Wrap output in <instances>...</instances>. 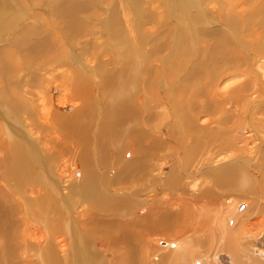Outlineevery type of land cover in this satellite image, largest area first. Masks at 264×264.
Here are the masks:
<instances>
[{"label":"bare ground","instance_id":"1","mask_svg":"<svg viewBox=\"0 0 264 264\" xmlns=\"http://www.w3.org/2000/svg\"><path fill=\"white\" fill-rule=\"evenodd\" d=\"M12 1L0 264H264V0Z\"/></svg>","mask_w":264,"mask_h":264},{"label":"rangeland","instance_id":"2","mask_svg":"<svg viewBox=\"0 0 264 264\" xmlns=\"http://www.w3.org/2000/svg\"><path fill=\"white\" fill-rule=\"evenodd\" d=\"M24 1V2H23ZM29 1H31V2H29ZM33 1V2H32ZM79 1H83V2H86V0H79ZM203 1V0H202ZM14 1H12L10 4L11 5H14V4H18L17 6H23V4H22V2L23 3H26V0H15V2L13 3ZM27 2L29 3H26L27 5H31L32 7H33V11L35 12V13H38V14H40V13H42L43 11H45L47 8H46V6L48 5V6H51V4H52V6H61L62 4H65L66 2H72V0L70 1V0H39V1H37V0H27ZM45 2V3H44ZM100 2H102L101 4H100ZM40 3V4H39ZM48 3V4H47ZM94 4H96L98 7H96L95 8V10L96 9H98V11L96 10V11H92V12H90L91 13V15H90V13L88 14L89 15V18H91V20H94V19H97L98 17H96L95 18V16L93 15V14H95V15H99V13H102L103 15H104V13L106 12V10L104 11V10H102V8H103V6L105 7V2L103 1V0H101V1H95V3ZM98 4H100V5H98ZM104 4V5H103ZM135 5V4H134ZM134 5H133V7H134ZM135 7H136V10H137V12H138V17H140V15L141 14H147L146 15V17H144V24L146 25V27L148 28V27H154V29H155V31L154 32H156V30L158 29H160V32H161V28H163V27H165V26H163V24H160V25H158V23H155L154 25H156L157 24V26H154L152 23H154L155 21H153L152 22V20H150V19H147V16L149 15V12H150V9L149 8H147L146 9V6L144 5V2H138L137 3V5H135ZM139 7V8H138ZM44 8V9H43ZM149 9V10H148ZM40 10V11H39ZM100 11V12H99ZM108 12V11H107ZM214 13V15L212 14V15H210L209 16V18H210V20L214 23H212L211 24V26L213 27V30L214 29H218V30H220V29H222V30H225L224 28H220L219 27V19H218V17L215 15L216 14V12L215 11H213ZM213 16V17H212ZM3 17H4V19L2 20V22L4 21V24L3 23H1V25H8V24H12V21L10 22V19H9V17H7V14L6 15H3ZM217 17V18H216ZM9 19V20H8ZM83 20H84V18H83ZM151 21L150 23L151 24H149V21ZM145 22H147V23H145ZM169 23H171V21H169V22H167V24H169ZM218 23V24H217ZM167 24H165V25H167ZM35 26H40L38 23H36V25ZM159 26V27H158ZM210 26V25H209ZM208 27V28H200V30H202V31H204V32H208V31H211L212 30V27ZM218 26V27H217ZM3 27V26H2ZM21 27V26H20ZM94 27V25H92V24H89V28H88V30L89 31H91V30H94V29H92ZM216 27V28H215ZM174 28H175V26H174ZM153 29V30H154ZM163 29H165V28H163ZM148 33H150V34H147L146 35V33H145V38H147L148 36H150L151 35V33L152 32H148ZM157 34V33H156ZM156 34L154 35V37H156ZM158 35V34H157ZM11 36V35H10ZM153 36H151L149 39H147V41L149 42H147L148 44H149V51L150 50H153V42H152V40H153V38H154ZM163 38H164V36H163ZM5 39V38H4ZM115 39L116 38H112V40L115 42ZM11 40L13 41L14 39L13 38H11ZM10 41V40H9ZM9 41H8V43H9ZM11 42V41H10ZM7 43V42H6ZM6 43H4L3 45H0V49L2 50V51H4V50H12V47L11 46H9L8 45V43L6 44ZM116 43V42H115ZM163 43V42H162ZM18 44V43H17ZM19 45V44H18ZM150 45H152L151 47H150ZM205 45V47H202L203 49H205L206 47H207V45L206 44H204ZM73 48H74V46H73ZM201 47H199L198 49H200ZM15 49V48H14ZM75 50V52H78V53H80V51H77V49L75 48L74 49ZM193 50L195 51H198L197 50V48L195 49V48H193ZM201 50V49H200ZM13 51V50H12ZM170 51H171V49H170ZM123 51H120L119 52V54H117L118 55V57H119V61H118V65H117V67H120L121 65H122V63L124 62V59L122 58V53ZM124 52H125V50H124ZM172 52V51H171ZM2 54H3V52H0V59H1V57H2ZM21 55V54H19V53H16L15 52V55ZM121 54V55H120ZM20 57V56H19ZM18 57V58H19ZM22 57V56H21ZM198 57V56H197ZM197 57H195V59H193V62H195L196 63V60H197ZM199 60V59H198ZM121 61V62H120ZM186 71L187 70H185V73H186ZM184 73V74H185ZM0 90H2L1 89V87H0ZM1 92V91H0ZM109 94V93H108ZM112 93H110V95H111ZM3 97V96H2ZM4 98V97H3ZM105 101H107L108 102V106H110V108L111 107H113V108H117L118 107V104H117V106H115L116 104H114V101L113 100H111V99H106ZM110 101V102H109ZM113 103V104H112ZM5 107V106H4ZM4 107H2L3 109H5ZM6 111V110H5ZM108 114V115H107ZM111 114V115H110ZM104 115L105 116H103V121L107 124V123H109V121H110V119L111 118H113L114 117V114H113V112H111L110 110H108L107 112H105L104 113ZM113 116V117H112ZM107 117V118H106ZM105 118V119H104ZM107 120V121H106ZM121 142V144H122V141H120ZM120 144V145H121ZM188 144V143H187ZM126 196V195H125ZM128 211L129 212H127V213H130V212H132L133 211V209H132V207L130 206L129 208H128ZM124 219H129V218H124ZM129 223H133V222H131V221H129ZM166 232H164L163 234H165ZM169 235V234H168ZM167 236V235H166ZM111 251H113L114 252V254H115V262H116V264H127V260L125 259V257L123 256V253L125 252V251H122V250H119L120 251V253H121V256H117V250H114V249H111ZM104 254V256L103 255H101L100 256V258H99V260H100V262H101V264H106V257H105V253H103ZM156 262V261H155Z\"/></svg>","mask_w":264,"mask_h":264}]
</instances>
